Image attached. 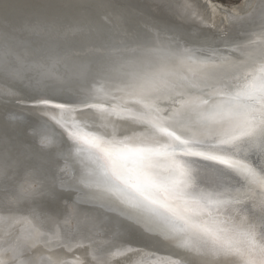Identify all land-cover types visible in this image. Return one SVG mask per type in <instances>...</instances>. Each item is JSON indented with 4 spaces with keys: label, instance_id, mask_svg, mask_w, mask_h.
<instances>
[{
    "label": "snow or ice",
    "instance_id": "snow-or-ice-1",
    "mask_svg": "<svg viewBox=\"0 0 264 264\" xmlns=\"http://www.w3.org/2000/svg\"><path fill=\"white\" fill-rule=\"evenodd\" d=\"M37 30L51 47L68 43L74 28ZM259 39L260 59L237 61L230 79L174 38L164 48L138 36L121 41L117 55L90 71L98 86L79 101L103 123L96 131L73 124L67 133L81 146L72 156L84 169L77 175L73 167L69 186L83 185L86 197L114 203L219 264H264V30ZM202 87L214 91L194 94ZM112 117L131 133L101 130Z\"/></svg>",
    "mask_w": 264,
    "mask_h": 264
},
{
    "label": "bare ground",
    "instance_id": "bare-ground-1",
    "mask_svg": "<svg viewBox=\"0 0 264 264\" xmlns=\"http://www.w3.org/2000/svg\"><path fill=\"white\" fill-rule=\"evenodd\" d=\"M39 1L41 4L45 2V0ZM102 1L105 3L100 5L92 0L90 8L84 7L83 13L81 12L86 16L84 21L90 18V21L98 23L94 20L95 15L92 14V10L97 12L100 8L101 14L98 18L100 25H105L111 32L115 31L118 34L109 44L96 41L84 48L60 45L63 52L61 56L53 57L52 62L47 56L40 54L41 50L34 54V49L26 43L40 35L41 32L37 31V26L45 24L41 17H36L33 11L32 15L27 16L28 20H31L29 24L26 23L25 29H21V33L14 35L10 32H14V29L18 27L13 24V19L0 16V43L4 42L5 45L6 42L15 40L18 50L23 54V57L16 55V61L24 63V59L31 56L34 58L32 64L24 66L22 70L43 77L40 85L33 86L35 93L47 89H60L63 95L72 100L67 103L58 102L67 106V113L55 108L57 102L52 101L50 105L44 106V109L40 107L27 109L18 106L15 112L5 120L10 125L16 124L20 118L17 115L18 112H26L42 118L45 126L40 125L33 131L42 133L38 145L45 148L46 158L44 156L40 159V155L36 168L26 169V163L29 158H32L34 151L24 149L17 162H14L12 153H6L11 156V163L8 165L6 162L3 163L5 169L0 170V264H219L218 260L184 246L181 241L171 238L154 225L137 223L128 218L114 203L86 197L84 193L90 190L85 189L83 185L69 186V176L72 174L73 167L77 169V175L84 171L79 158L72 156L81 146L71 141L66 135L64 143L67 144L68 150L63 151L58 146L59 138L56 133L50 132L47 128H64L67 134L71 131L73 124L84 127L85 130L96 131L97 126L103 123L97 118L98 114L94 109L85 108L79 101L89 94L91 88L98 86L96 80L90 75L93 67L104 58L117 55L124 47L123 44H119L121 41L114 40L115 37L119 38L120 33L127 35L123 36L122 41L133 37L132 31L135 28H128L126 22L122 20L124 18L122 14L134 15L141 20L133 26L136 24L148 34L146 36L153 37L150 42L147 41L148 43L164 48L174 38L182 47L204 51L202 54H196L195 51L193 53L200 58H212L218 69L230 79L234 75L231 65L240 60L251 63L252 60L260 59L262 45L259 34L264 30V0H259L256 7H254L256 0H243L241 5L231 8L211 3L209 0ZM9 2L8 6L14 7L17 1L9 0ZM97 5L103 7L97 8L98 10L93 9ZM63 7L65 8L66 5L63 4ZM88 9H91V12ZM242 18L246 19V24L239 28L240 36L230 39L233 35L232 31L235 32L238 29L237 21L239 22ZM160 24L163 26L160 27ZM28 27L35 29L25 31ZM171 28H179L190 35L175 34L170 31ZM197 31L204 33L199 35L202 38L194 34ZM85 32H87L85 27L82 30L81 27L74 29L72 38L76 33L82 37ZM214 35L229 38L225 43H220L211 50L209 44L213 42L209 38ZM157 36H159L158 40ZM107 38L110 40L109 37ZM58 49L59 47H53L51 52L48 50L47 53L49 55L52 52L56 53ZM220 56L225 57L226 62L222 63L218 59ZM79 61H83L85 65H79ZM87 62H93L92 67H86ZM71 65L75 68L70 73L64 74L61 68ZM16 72L8 73L17 75ZM6 86L2 83L0 91H8ZM213 91V87H202L194 90V94L206 97ZM15 93L7 96L15 97L18 95ZM160 105L168 109L173 106L168 100H161ZM105 106L110 104L106 103ZM101 130L106 131L108 135L122 138L130 134L132 129L125 121L112 117L107 128ZM33 131L27 130L22 133L30 140L24 145H36L33 142L30 144L35 139ZM15 138L7 135L2 139L12 141ZM21 138L24 137L21 136ZM39 146L36 145V147ZM54 147L56 149L54 154L57 159H61L56 164L55 174H62L66 181L65 183L62 181L61 184L56 183L58 177L48 171L46 165L51 159L50 154L52 155ZM254 158V155L250 156V159ZM35 169L38 171L45 169L44 180ZM5 170L10 172L7 174ZM57 189L63 190V197L54 196L50 201L48 194L51 190L58 192ZM76 200L83 206H80ZM107 215H113L121 220L123 233L130 232V234L126 233L120 239L115 237L116 228L110 229L105 225L104 219Z\"/></svg>",
    "mask_w": 264,
    "mask_h": 264
},
{
    "label": "water",
    "instance_id": "water-1",
    "mask_svg": "<svg viewBox=\"0 0 264 264\" xmlns=\"http://www.w3.org/2000/svg\"><path fill=\"white\" fill-rule=\"evenodd\" d=\"M6 1L7 2H5L2 8H0V16L10 17L13 19V24L16 25V27H18L19 29L18 30L15 28L14 32H10L11 34H14V35L21 33L20 30L25 29L24 25L26 23L29 24V21L31 20L30 19L28 20L27 16L32 15L33 11L36 13L35 15L36 17L37 16L41 17L43 21H45L44 25L53 24L56 26L72 27L76 30L77 28L85 27L87 32H85V34L82 37H80L78 33H76V35L68 43L59 44V46L55 45L51 47H44L45 42H46V37L42 34V32L40 33L38 37H34L33 40L26 42L34 49V54H36V52L38 53L41 50L42 53L40 54L47 56L50 62H52L53 57L61 56L63 52L62 47L79 46V47L84 48L88 44L94 43L96 41L105 42L104 44H109L112 38L118 34L115 31L111 32L110 29H107L105 25H100L98 18H99V15L101 14L99 12L101 11V9L99 7H103V6H98V5L95 6V8L93 9L98 10L97 8H99L97 12L92 10V14L95 15L94 20H96L99 24L96 22L90 21V18L84 21V17L86 16L84 14H81V12L83 11L84 7H87V8L91 7L92 0H45L43 4H41L39 0H16L17 1L16 3L18 4L15 3L14 7L8 6L10 2L9 0H6ZM95 1H97V3L100 5L101 3H105L102 0H95ZM63 4L66 5L65 8L63 7ZM257 4H259V0H256L254 7H256ZM88 11L91 12V9H88ZM121 16L122 17L124 16L122 20L126 22V25L128 26V28L129 27H132L131 29L135 28V30L132 31L133 36L140 37V39L143 41H146V43L150 42V40L153 39V37L146 36L148 34H146L143 29L138 28L136 24L135 26H133L134 23L141 22V20L138 19L136 16L134 15L125 16V14H122ZM47 19H55V20L47 21ZM245 21H246L245 18H242V20H239V22L237 21V25L239 26H236V28L238 29L235 28L236 31L235 32L232 31L233 35L230 36V39H236L240 36L239 33L241 32V30L239 28L242 27V25L246 24ZM50 22H54V23H50ZM87 23H90V24H87ZM159 26L162 27L163 25L160 24ZM13 28L14 27H12V29ZM32 29H35V28L28 27L25 31L29 32V31H32ZM170 31L178 35H183V33L189 34L187 31H182L179 28H171ZM194 34H197V36H199L200 34H204V33L202 32L199 33L197 31ZM119 35L121 36L117 39L115 37L114 40L120 42L122 41L123 36H127L125 34L122 35V33H120ZM107 37H109L110 40ZM199 37L202 38V36H199ZM228 38H226L225 36H219V37H216V35L211 36V38L209 39L211 42H213V44H209V48L211 50L213 48H216L220 43H225V41H227ZM119 44H122V43H119ZM3 45H4V42H1L0 43V86L2 83L6 84L7 85L6 88L9 92L0 91V170L2 171L1 168L5 169V165L3 163L6 162L7 165L11 163V158H10L11 156L10 154L7 155L6 153H12V157H14L13 159L14 162H17L20 160L22 151L24 149L25 150L29 149V150L34 151L33 152L34 155L32 156V158L28 159L29 161L26 163V166H25L26 169H34L36 168L38 164V159L40 158V155H41L40 159H43L44 156L46 158L45 148H42L38 145V141L41 140L42 133L41 132L37 133L36 131H33V129L36 130L37 127L40 125L45 126L43 119L38 117L37 115H30L26 112L25 113L18 112L19 114L17 115H19L20 118H18L16 124L10 125L9 123H6L5 120L8 119L11 113L15 112L16 110L15 108H17L18 106H23L24 108H27V109L33 108V107H40L41 109H44L43 107L45 105H40L36 103L41 98L49 99L51 101L57 102V104L58 102L60 103L72 102V100L67 98L65 95H63L60 89H47L46 91L35 93L33 86L40 85L43 77L39 74L34 75L35 73L32 74L30 72H26L22 70L24 66L31 65L34 58L31 56V58L29 57L28 59H24V63H21V62L19 63V61H16L15 58L20 55L22 56L23 54L18 50L17 42L13 40L11 42H6V44L4 46ZM60 45H62V47H60ZM102 46H104L103 43H102ZM229 46L231 45L229 44ZM53 47H59V49L56 51V53L52 52V54L49 55L47 51L49 50L51 52ZM37 48L38 50H36ZM189 49H191L192 52L195 51V49H192V48H189ZM195 52L196 54L204 53V51H200V50H196ZM92 63L93 62H87L86 67L87 66L92 67ZM83 64H84L83 61H79V65H83ZM72 65L68 66L67 68H61L64 74L70 73L75 68V67H72ZM11 71H17L16 72L17 75H10V73L8 72H11ZM15 91L18 94L15 97L7 96V95H11V93L14 94ZM5 103L7 105H4ZM75 104H77L76 101H75ZM3 105L4 107H2ZM42 129L43 128H41V130ZM47 129L50 130V132L52 133H56V135L58 136L59 138L58 146H60V148L63 151L65 149L68 150L67 144L64 143L66 135H67L64 132V128L60 129V128L53 127V129L51 128L50 129L47 128ZM27 130L28 131L32 130L34 134V138H35L31 141L30 144H32L33 142L39 147H36V145H24L26 144V142L30 141L28 138H26L27 135H22V133H25ZM7 135L8 137L10 136V137H16V138L12 141H7V140L2 139L3 136H7ZM21 136L24 138H21ZM67 138H69L68 135H67ZM55 150L56 149L54 147L53 152H51L52 155L50 154L51 159L46 163V165L48 167V171H50L51 173H53L54 175L58 177V180L56 181V183L60 182L59 184H61L62 181H64V183L66 181H65V178L62 176V174L60 173L55 174V172H57V170L55 169L56 164L61 161V159L60 160L57 159L56 155L54 154ZM5 172L8 174L10 171L8 172V170H5ZM45 174H46L45 169H42V171H38V175L43 180L45 179ZM60 190L57 189L58 192H56V190H51V192L48 194L49 200L51 201V197H54V196L62 198L64 193L62 189ZM76 202H78L80 206H83V204L80 203L79 201L76 200ZM104 221H105V225L110 227V229L111 227L116 228L115 237L120 239V238H123L124 234L126 233L130 234V232L123 233V230H122L123 228L121 227L122 226L121 220H118L113 215L105 216Z\"/></svg>",
    "mask_w": 264,
    "mask_h": 264
},
{
    "label": "rangeland",
    "instance_id": "rangeland-1",
    "mask_svg": "<svg viewBox=\"0 0 264 264\" xmlns=\"http://www.w3.org/2000/svg\"><path fill=\"white\" fill-rule=\"evenodd\" d=\"M211 3L222 5L226 8H231L233 6L241 5L243 0H209ZM217 17V15H216ZM219 20V17H217Z\"/></svg>",
    "mask_w": 264,
    "mask_h": 264
}]
</instances>
